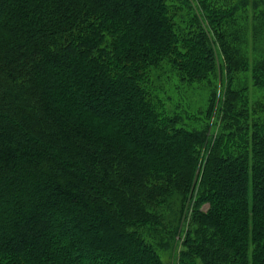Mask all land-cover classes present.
I'll list each match as a JSON object with an SVG mask.
<instances>
[{
  "label": "trees",
  "instance_id": "trees-1",
  "mask_svg": "<svg viewBox=\"0 0 264 264\" xmlns=\"http://www.w3.org/2000/svg\"><path fill=\"white\" fill-rule=\"evenodd\" d=\"M0 264H264V0H0Z\"/></svg>",
  "mask_w": 264,
  "mask_h": 264
},
{
  "label": "rangeland",
  "instance_id": "rangeland-1",
  "mask_svg": "<svg viewBox=\"0 0 264 264\" xmlns=\"http://www.w3.org/2000/svg\"><path fill=\"white\" fill-rule=\"evenodd\" d=\"M233 3V2H232ZM247 23H248V27L250 26V24H251V21H250V19L247 21Z\"/></svg>",
  "mask_w": 264,
  "mask_h": 264
}]
</instances>
